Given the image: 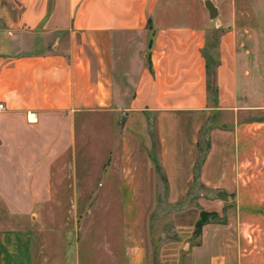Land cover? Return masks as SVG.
I'll use <instances>...</instances> for the list:
<instances>
[{
	"label": "crops",
	"instance_id": "0c3cea01",
	"mask_svg": "<svg viewBox=\"0 0 264 264\" xmlns=\"http://www.w3.org/2000/svg\"><path fill=\"white\" fill-rule=\"evenodd\" d=\"M239 30L204 0H0V264H155L158 177L217 216L186 264H264V54ZM90 126L105 162L79 168Z\"/></svg>",
	"mask_w": 264,
	"mask_h": 264
},
{
	"label": "rangeland",
	"instance_id": "374dc122",
	"mask_svg": "<svg viewBox=\"0 0 264 264\" xmlns=\"http://www.w3.org/2000/svg\"><path fill=\"white\" fill-rule=\"evenodd\" d=\"M212 3L218 8L220 14L217 16V23H219V17L223 18L233 15L235 25L239 27L240 33V45H244L245 49L257 51V53L264 54V32L254 31L253 28L256 24L260 23L259 16L254 13L252 0H211ZM261 16V15H260ZM263 16V15H262ZM261 16V17H262ZM215 21V20H214ZM247 30L243 31L242 29ZM112 116L109 115L96 116L94 119L98 121L110 120ZM89 119V118H87ZM91 117L88 121L92 125L94 123ZM121 119L118 121L116 130L111 131L107 135V145L117 146L118 136L117 132L120 129ZM93 127L86 128L85 143L81 152L83 157H79L77 161V167L94 168L102 165L103 160L95 161L93 157V142L92 134ZM116 131V132H115ZM203 141V135L202 139ZM80 155V154H79ZM94 177V176H93ZM81 183L85 186L84 191V203L82 211L88 214V210H92L91 206H87L88 199L91 197L92 191L90 186L94 182L92 176H81ZM200 189V186L196 184L190 193V200L186 201L180 206H170L166 202V193L163 188V183L158 177V191L156 205L150 209L148 213V240L151 250L154 253L155 264H186V253L189 245L198 240L199 228L196 222L199 219L200 207L195 203V196ZM89 197V198H88ZM61 209L60 214H69L68 210H72V207L58 208ZM91 212V211H90Z\"/></svg>",
	"mask_w": 264,
	"mask_h": 264
},
{
	"label": "trees",
	"instance_id": "16d2710c",
	"mask_svg": "<svg viewBox=\"0 0 264 264\" xmlns=\"http://www.w3.org/2000/svg\"><path fill=\"white\" fill-rule=\"evenodd\" d=\"M203 135V141L201 140L202 143H200V148H199V158H198V165L199 163L202 161V157H203V153L207 150L208 148V142L207 140L205 139V136H204V133H202ZM201 135V136H202ZM202 139V138H201ZM198 167V166H197ZM217 218L216 214L213 213V212H206V211H203L201 210L200 213H199V219L198 221L196 222V225L198 226L199 230L201 228V226L209 221V220H215Z\"/></svg>",
	"mask_w": 264,
	"mask_h": 264
},
{
	"label": "water",
	"instance_id": "95a60500",
	"mask_svg": "<svg viewBox=\"0 0 264 264\" xmlns=\"http://www.w3.org/2000/svg\"><path fill=\"white\" fill-rule=\"evenodd\" d=\"M204 6L208 12L209 18L215 20V22L217 23L218 11L216 6L212 3L211 0H204Z\"/></svg>",
	"mask_w": 264,
	"mask_h": 264
},
{
	"label": "built area",
	"instance_id": "2783aa9c",
	"mask_svg": "<svg viewBox=\"0 0 264 264\" xmlns=\"http://www.w3.org/2000/svg\"><path fill=\"white\" fill-rule=\"evenodd\" d=\"M0 108H2V104H0Z\"/></svg>",
	"mask_w": 264,
	"mask_h": 264
}]
</instances>
